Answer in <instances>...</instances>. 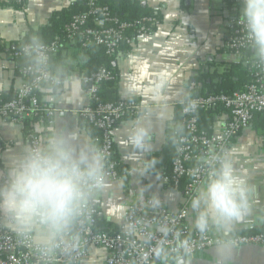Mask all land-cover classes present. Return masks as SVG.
<instances>
[{
  "label": "crops",
  "instance_id": "crops-1",
  "mask_svg": "<svg viewBox=\"0 0 264 264\" xmlns=\"http://www.w3.org/2000/svg\"><path fill=\"white\" fill-rule=\"evenodd\" d=\"M10 1L11 5L0 9L2 101L13 98L21 85L15 64L6 56L7 48L25 38L29 31L45 26L52 13L82 0H21L20 7L15 4L16 0ZM135 1L141 9L157 13L160 22L152 34L139 39L131 47L121 48L114 56L116 81L113 97L134 100L141 108L138 118H125L116 126L113 140L118 178L106 180L103 192L97 193L93 201L98 211V227L114 232L118 230L127 206L138 197L158 196L169 212L183 206L180 192L162 181L167 174L166 163L171 162L174 156L170 138L175 133H182L181 123L178 122L179 108L191 93H207L211 85L227 88L229 83H237L235 77L224 81L226 74L224 78L221 75L227 72V65L243 60L241 55L226 48L229 17L226 0ZM241 9H238V15ZM253 55L254 52H249L250 57ZM67 62L73 64L70 54ZM201 76L203 81L199 80ZM77 77L79 88L74 83ZM80 77L75 68L56 88L54 102L45 101L39 93L42 103L53 110V116L29 122L27 127L33 130L34 135L49 126L69 128L82 133V142L99 147L97 137L77 116V112L90 100L88 86L80 82ZM227 120L226 112L214 114L209 120L208 135L219 132ZM134 125L148 129L149 136L143 147L134 146L129 141L128 131ZM263 126V120H252L230 145V148L239 150L236 167L247 173L248 181L254 188L250 214L235 226L233 234H255L264 229V133L259 131ZM0 142L5 146L0 152L2 177L9 155L19 152L28 141L23 127L0 121ZM194 222L195 214L189 206L188 224L197 230ZM74 229L75 222L66 232H74ZM106 255L104 250L92 248L80 264H104ZM176 264H219V259L213 247ZM227 264H264V246L234 248Z\"/></svg>",
  "mask_w": 264,
  "mask_h": 264
},
{
  "label": "built area",
  "instance_id": "built-area-1",
  "mask_svg": "<svg viewBox=\"0 0 264 264\" xmlns=\"http://www.w3.org/2000/svg\"><path fill=\"white\" fill-rule=\"evenodd\" d=\"M242 5V0H229ZM100 0H86V11L74 15L66 27V39L81 47H100L107 57H114L120 47H131L139 39L153 33L159 21L152 17L143 19L137 27L113 15L109 8L99 4ZM11 3L0 0V9ZM15 4H21L16 0ZM154 15L157 13L154 12ZM226 48L243 57L242 63L248 68L253 81L242 92L231 95L206 94L187 98L180 110L183 134L175 133V158L171 171L162 178L164 184L180 192L183 206L169 212L165 204H155L153 198L138 197L127 206L122 222L116 232H97L98 211L94 203L90 213L75 222L74 232H65L50 246L37 249L30 239H21L0 222V264H80L92 248L106 252L104 264H176L195 254L215 247L217 234L210 230L201 234L188 224L189 206L198 185L207 179L208 166L205 164L212 155L223 149H230L231 142L246 130L254 117L264 111V63H258L249 56L254 49L249 45L243 25L238 17L229 15L226 24ZM22 47V46H21ZM21 47L11 45L6 56L15 64L21 78V85L13 98L0 100V121L21 126L42 117L53 116L39 98V85L26 65L18 66L23 59ZM49 56L57 54V42L48 45ZM30 67V65H29ZM113 79L105 68L81 76L80 82L88 86L90 100L87 106L77 112L82 121L99 132L100 148L108 156L107 179L117 180L116 163L113 159V133L125 118H138L140 105L134 100L102 102L98 95L99 86ZM62 81L60 80L61 85ZM196 107L192 108V102ZM222 107L228 120L217 133L208 135L198 128V113L213 111ZM28 143L35 135L30 129L25 132ZM235 248L244 245L264 246L263 234H233ZM156 260L158 261L156 263Z\"/></svg>",
  "mask_w": 264,
  "mask_h": 264
},
{
  "label": "clouds",
  "instance_id": "clouds-1",
  "mask_svg": "<svg viewBox=\"0 0 264 264\" xmlns=\"http://www.w3.org/2000/svg\"><path fill=\"white\" fill-rule=\"evenodd\" d=\"M240 21L254 49L253 59L264 63V0H242ZM21 53L43 99L54 102L60 80L49 71V47L42 36L38 32L28 36ZM74 83L79 88L78 77ZM191 107H196L195 101ZM81 136L79 130L43 128L9 155L0 177V222L21 239H30L37 249L50 246L88 215L95 196L106 186L108 156L102 148L82 142ZM128 136L134 146L143 147L149 132L134 125ZM238 157L239 150L230 148L206 160L207 179L196 188L190 205L195 228L201 234L214 230L218 235L219 264H227L235 248V226L251 211L254 188L247 173L236 167ZM153 200L160 204L158 196Z\"/></svg>",
  "mask_w": 264,
  "mask_h": 264
},
{
  "label": "trees",
  "instance_id": "trees-1",
  "mask_svg": "<svg viewBox=\"0 0 264 264\" xmlns=\"http://www.w3.org/2000/svg\"><path fill=\"white\" fill-rule=\"evenodd\" d=\"M85 1L82 0L79 2H76L75 4L61 9L60 11L52 13V15L49 18L48 23L45 26L39 27L36 30H31L27 33L25 38H23L21 41L16 42L12 45H17L18 47H21L23 42L27 39L28 36H30L33 33L38 32L44 42L49 45L53 42H57L60 46L59 51L57 54L50 57L49 60V71L55 74L59 80L64 81L67 79L73 70L76 68L78 73L81 76H87L90 75L96 71H98L100 68H105L108 71H110L113 75V79L107 82H103L98 89V95L102 102H115L118 99H115L113 97V94L115 93V81H116V75H115V67H113L114 57H107L104 54V51L97 46H88V47H81L79 44L70 42L66 39V27L70 23L72 17L74 15L82 14L86 11L85 7ZM226 7L229 9V15L232 17H238V9L242 7L239 3H233L232 1L226 0ZM12 3H9L7 5H11ZM100 5L106 6L109 8L110 12L115 15L117 18H119L122 21H127L135 25L136 27L140 24H144L147 26L146 23H144L143 19L146 17H152L157 19L160 22V18L157 15H154V12L149 10H143L141 7L137 4L135 0H100ZM6 5V6H7ZM18 7L19 4H16ZM235 10V11H234ZM123 48L120 47L119 50ZM2 47L0 46V51H2ZM118 50V51H119ZM118 53V52H117ZM71 58V62L73 64H70L67 62V59L69 57ZM18 66L26 65V62L24 59H21L17 61ZM17 72V71H16ZM18 73V72H17ZM226 74V77H225ZM233 76L237 79V83H229L230 86L225 88L223 85L221 88H216L215 86L211 85L207 89V93L201 92H194L191 93L189 98H195L204 96L206 94H225V95H231L234 92H242L244 91L245 87L252 83L253 77L250 74V71L246 66L243 65L242 62L234 64V65H227V72L221 75V78H224L225 80H229V78ZM204 77L201 76L199 78L200 81H203ZM7 101V100H6ZM183 107V106H182ZM179 108L178 112V122L180 123V110ZM226 110L222 107H218L213 111H207V112H199L198 117V128L200 131L205 132L206 134H210V125L209 120L213 117L214 114L224 113ZM227 113V112H226ZM254 120H263L264 121V111L260 114H257ZM84 122V121H83ZM28 121L24 125V133L28 132L31 128H28ZM86 127H88L89 131L94 134V137H97L98 143L100 146V138H99V132L89 125L88 123L84 122ZM182 129V128H181ZM260 132L264 133V126L260 128ZM183 134L180 133V135ZM173 139V141H172ZM172 139L170 138V146L174 151V156L172 157L171 162L166 163L167 167V174L168 175L171 171L172 162L175 158V150H176V142H175V136H172ZM174 142V143H173ZM4 144L0 142V152L4 148ZM114 151V150H113ZM113 159L115 160V152H113ZM116 163V171H117V162ZM97 232H110L113 233L115 230L112 231H105L101 230L99 227L96 229ZM257 234L263 233L264 229H261L256 232ZM255 233V234H256Z\"/></svg>",
  "mask_w": 264,
  "mask_h": 264
},
{
  "label": "water",
  "instance_id": "water-1",
  "mask_svg": "<svg viewBox=\"0 0 264 264\" xmlns=\"http://www.w3.org/2000/svg\"><path fill=\"white\" fill-rule=\"evenodd\" d=\"M158 261L156 260V263H157Z\"/></svg>",
  "mask_w": 264,
  "mask_h": 264
},
{
  "label": "bare ground",
  "instance_id": "bare-ground-1",
  "mask_svg": "<svg viewBox=\"0 0 264 264\" xmlns=\"http://www.w3.org/2000/svg\"><path fill=\"white\" fill-rule=\"evenodd\" d=\"M235 11V10H234Z\"/></svg>",
  "mask_w": 264,
  "mask_h": 264
}]
</instances>
